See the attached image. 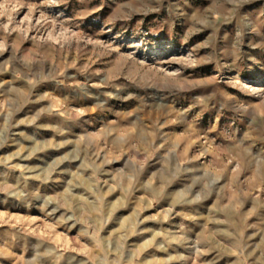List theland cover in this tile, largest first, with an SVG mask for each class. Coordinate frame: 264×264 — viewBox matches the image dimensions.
Masks as SVG:
<instances>
[{
  "label": "rangeland",
  "instance_id": "1",
  "mask_svg": "<svg viewBox=\"0 0 264 264\" xmlns=\"http://www.w3.org/2000/svg\"><path fill=\"white\" fill-rule=\"evenodd\" d=\"M0 264H264V0H0Z\"/></svg>",
  "mask_w": 264,
  "mask_h": 264
}]
</instances>
